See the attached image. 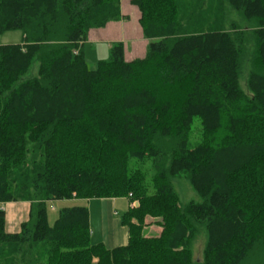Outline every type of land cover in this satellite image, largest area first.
<instances>
[{
	"label": "trees",
	"instance_id": "1",
	"mask_svg": "<svg viewBox=\"0 0 264 264\" xmlns=\"http://www.w3.org/2000/svg\"><path fill=\"white\" fill-rule=\"evenodd\" d=\"M131 4L144 56L116 41L90 69L88 31L123 19L120 0H0V34H23L0 45V264H193L202 231L201 264H264V0ZM180 173L200 202L179 203ZM120 197L138 202L125 245L92 244L85 206L48 223L49 200ZM18 201L27 219L9 232L3 205Z\"/></svg>",
	"mask_w": 264,
	"mask_h": 264
},
{
	"label": "rangeland",
	"instance_id": "2",
	"mask_svg": "<svg viewBox=\"0 0 264 264\" xmlns=\"http://www.w3.org/2000/svg\"><path fill=\"white\" fill-rule=\"evenodd\" d=\"M125 13L130 15V18L132 21L135 19L134 12L135 8L131 5V9H126L124 7ZM231 18L234 20H238V16L235 13H231ZM121 31V30H120ZM118 31L117 33H119ZM122 33V32H121ZM23 41V34L20 30H13V31H7L3 34H0V45H7V44H18ZM87 52L90 54V57L87 59V65L90 69H94L98 63L99 60L108 59L109 57V50L106 51L104 54H99L97 51H94L93 48H90V52L88 49H86ZM92 57V58H91ZM38 71V61L36 58H34L31 62V65L28 69V71L21 77V80L30 79L37 76ZM248 72V67H245L243 69V74L240 77V86L241 88L248 93L247 88L245 86V77ZM200 133H201V124L200 120L198 118H195L193 120V123L191 125V133H190V145L193 147L196 142L200 139ZM172 186L179 197V203L181 205H184L190 201L193 202H200L201 198L197 194V192L192 188L191 184L189 183L188 179L186 178V175L184 173H180L171 179ZM20 203V201H18ZM66 199L64 200H49L46 203L47 207V220L50 226L54 225L56 222L59 212L64 207L69 206H87L90 207L94 205L93 213H91V243L92 244H98L102 242V237L105 238H116L121 236L118 232V229H121L119 225H122L121 219L126 213V211L129 208V200L126 197H120L117 198V203L113 202H107L103 201L102 199H92L89 202L87 200H75V202H71L70 205H66ZM137 201L132 202V206H135L134 204ZM15 203V202H13ZM17 203V202H16ZM28 203V202H27ZM6 205V204H5ZM5 205H3V209L5 210ZM93 208V207H92ZM101 208L103 209L102 214L100 212ZM109 210L114 215V218L116 220V226L113 225V223L110 222L108 218ZM100 212V220H99V213ZM108 213V214H107ZM104 220L105 226L104 231L102 229V226L100 224V221ZM119 223V224H118ZM92 229L95 231V234L92 236ZM126 229V227H125ZM123 235V233H122ZM206 236L205 232L202 231L194 241L192 245V259L193 264H201L202 261V249L204 246ZM128 242V238L126 239V243ZM103 243V242H102ZM125 243V244H126ZM104 244V243H103ZM123 244V245H125Z\"/></svg>",
	"mask_w": 264,
	"mask_h": 264
},
{
	"label": "crops",
	"instance_id": "3",
	"mask_svg": "<svg viewBox=\"0 0 264 264\" xmlns=\"http://www.w3.org/2000/svg\"><path fill=\"white\" fill-rule=\"evenodd\" d=\"M131 5L134 6L135 19L131 20L130 15L125 13L124 7L126 9H131ZM121 13L124 15V18L118 21H110L104 27L101 28H92L88 31L87 40L83 44V52L86 58L90 57V54L86 49L89 50L93 48L94 51H97L99 54L106 53L109 50L111 43L116 41H121L124 44V58L126 61H131L135 58H142L146 51V46L148 40L144 38L141 26L139 24L140 12L138 8L131 4V0H120ZM121 30V31H120ZM120 31L119 33H117ZM122 32V33H121ZM92 58V57H91ZM99 199V198H95ZM103 201L117 203V198H101ZM80 199H66V205H70L71 202ZM85 200V199H83ZM92 199L87 200L89 202ZM65 201V200H64ZM135 205V204H134ZM80 206V205H79ZM132 204L129 203V207ZM70 207V206H69ZM87 207V206H86ZM93 207V208H92ZM89 211V226H91V213L94 211V205L87 207ZM29 209V203L27 202H15L8 203L5 205L6 213V230L9 232H17L19 230L20 223L27 219ZM96 210V209H95ZM97 211V210H96ZM103 209L101 208L100 212L102 214ZM100 212L99 220H100ZM108 214V213H107ZM114 215L109 210L108 218L113 225L116 226V220ZM105 221H100L102 229L104 231ZM161 218H153L150 216L145 217V226L142 229V235L144 237H158L162 231L160 225ZM119 224V223H118ZM121 229H118V232L121 236L116 238H105L102 237V242L107 248H113L116 246H121L126 243L128 238L127 228L125 229L124 225H119ZM91 231V229H90ZM123 233V235H122ZM95 234V231L92 229V236Z\"/></svg>",
	"mask_w": 264,
	"mask_h": 264
},
{
	"label": "water",
	"instance_id": "4",
	"mask_svg": "<svg viewBox=\"0 0 264 264\" xmlns=\"http://www.w3.org/2000/svg\"><path fill=\"white\" fill-rule=\"evenodd\" d=\"M137 205H138V202L135 203V206H137Z\"/></svg>",
	"mask_w": 264,
	"mask_h": 264
}]
</instances>
